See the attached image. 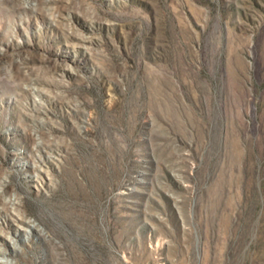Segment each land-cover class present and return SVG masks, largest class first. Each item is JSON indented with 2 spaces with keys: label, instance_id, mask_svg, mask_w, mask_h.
Masks as SVG:
<instances>
[{
  "label": "rangeland",
  "instance_id": "rangeland-1",
  "mask_svg": "<svg viewBox=\"0 0 264 264\" xmlns=\"http://www.w3.org/2000/svg\"><path fill=\"white\" fill-rule=\"evenodd\" d=\"M0 264H264V0H0Z\"/></svg>",
  "mask_w": 264,
  "mask_h": 264
}]
</instances>
